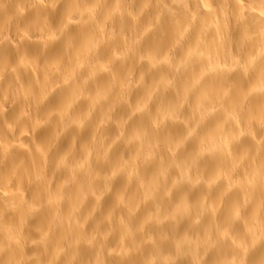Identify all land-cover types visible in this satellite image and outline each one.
I'll use <instances>...</instances> for the list:
<instances>
[{
	"label": "bare ground",
	"instance_id": "6f19581e",
	"mask_svg": "<svg viewBox=\"0 0 264 264\" xmlns=\"http://www.w3.org/2000/svg\"><path fill=\"white\" fill-rule=\"evenodd\" d=\"M0 264H264V0H0Z\"/></svg>",
	"mask_w": 264,
	"mask_h": 264
}]
</instances>
